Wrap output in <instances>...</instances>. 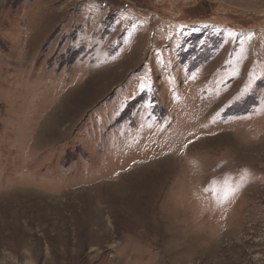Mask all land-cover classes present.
Here are the masks:
<instances>
[{"label":"rangeland","instance_id":"374dc122","mask_svg":"<svg viewBox=\"0 0 264 264\" xmlns=\"http://www.w3.org/2000/svg\"><path fill=\"white\" fill-rule=\"evenodd\" d=\"M0 264H264V0H0Z\"/></svg>","mask_w":264,"mask_h":264},{"label":"crops","instance_id":"0c3cea01","mask_svg":"<svg viewBox=\"0 0 264 264\" xmlns=\"http://www.w3.org/2000/svg\"><path fill=\"white\" fill-rule=\"evenodd\" d=\"M151 9V8H150ZM126 10H128L129 12H128V14H131V12H132V9L131 8H128V9H126ZM152 10V9H151Z\"/></svg>","mask_w":264,"mask_h":264}]
</instances>
